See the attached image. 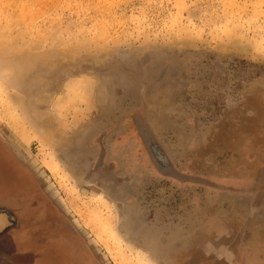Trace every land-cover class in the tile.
<instances>
[{
  "label": "rangeland",
  "instance_id": "rangeland-1",
  "mask_svg": "<svg viewBox=\"0 0 264 264\" xmlns=\"http://www.w3.org/2000/svg\"><path fill=\"white\" fill-rule=\"evenodd\" d=\"M139 125L195 181L159 175ZM0 150L81 264H240L264 197V0H0Z\"/></svg>",
  "mask_w": 264,
  "mask_h": 264
},
{
  "label": "flooded vegetation",
  "instance_id": "flooded-vegetation-1",
  "mask_svg": "<svg viewBox=\"0 0 264 264\" xmlns=\"http://www.w3.org/2000/svg\"><path fill=\"white\" fill-rule=\"evenodd\" d=\"M139 133V141L140 145L142 146L146 157L150 161V163L153 165L154 169L159 173V175L165 177L174 179L176 181H195L192 179H184V177L178 173H176L174 170H172V167L170 165V162L168 160V157L164 154L163 151L154 143L153 139H150L148 136H145V134L141 133L140 125L136 126ZM143 135V136H142ZM102 162V161H100ZM206 187H213L212 184L209 182H206ZM212 185V186H211ZM220 189V188H218ZM221 192H226L224 188L220 189ZM16 196H8L5 193V186H2V197L0 198V264H12L10 258L8 257V254L6 253V245L10 244L11 242H17L20 244V248L22 253L28 254L32 258V263L30 264H56L57 261L52 256L51 252L49 250H38L33 248L32 251L27 250L26 244L28 241H32L30 233H28V224L29 222L25 219L24 214L26 211L25 204L16 201ZM256 200L254 202H250L248 205L250 208H254L257 212V216L260 219V217L263 215L264 212V206L262 205L264 203V197L263 195H257ZM44 215H47L48 218H53L51 216L50 210L47 208H43ZM227 210V208L223 211V216L218 219H229L230 214ZM216 220L212 219L211 221ZM209 223V222H208ZM246 236V233L243 237ZM242 237V238H243ZM66 240V237H62V242ZM58 247H60V244H57ZM73 247V244L67 243L66 248H64V254L62 255L63 258L62 264H81V262H85L86 255L83 254L81 259H78V256H75L74 251L69 250ZM77 249H75L76 251ZM81 250V249H79ZM77 250V251H79ZM80 253V252H79ZM81 256V255H80ZM60 263V262H59ZM241 264V263H240Z\"/></svg>",
  "mask_w": 264,
  "mask_h": 264
},
{
  "label": "water",
  "instance_id": "water-1",
  "mask_svg": "<svg viewBox=\"0 0 264 264\" xmlns=\"http://www.w3.org/2000/svg\"><path fill=\"white\" fill-rule=\"evenodd\" d=\"M2 186H5L6 195L16 196V201L25 204L26 211L24 217L29 222L32 228L31 231L41 233V237L34 235L35 240L40 239L44 242L42 243L43 248L39 250H49L55 260L58 261L57 264H62V255L64 254V248H66L68 240L66 238L63 243L62 237H66V234H64V231L55 232L52 229L50 232H42L45 227L44 225L50 223V220L47 219L48 216L43 213V208L49 210V207L44 202L42 203V201L40 203L42 205H38L39 202L36 203L37 201L34 198L37 192L33 189L32 182L23 173L20 165L4 150H0V198L2 197ZM50 212L51 216L55 217L53 211L50 210ZM57 244L61 246L58 247Z\"/></svg>",
  "mask_w": 264,
  "mask_h": 264
},
{
  "label": "crops",
  "instance_id": "crops-1",
  "mask_svg": "<svg viewBox=\"0 0 264 264\" xmlns=\"http://www.w3.org/2000/svg\"><path fill=\"white\" fill-rule=\"evenodd\" d=\"M262 205L264 206V203ZM227 210L231 212L232 208L228 206ZM262 214L258 223L247 230L246 236L241 241L240 255L244 257L243 262L240 261L241 264H264V212ZM233 224L230 218L213 220L208 224V234L213 238L229 236L234 232Z\"/></svg>",
  "mask_w": 264,
  "mask_h": 264
}]
</instances>
